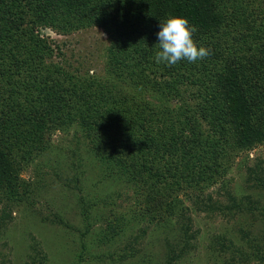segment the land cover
<instances>
[{"label":"trees","instance_id":"obj_1","mask_svg":"<svg viewBox=\"0 0 264 264\" xmlns=\"http://www.w3.org/2000/svg\"><path fill=\"white\" fill-rule=\"evenodd\" d=\"M116 3H120V0H0V77L4 73L13 76L14 70L9 62L11 56L22 65L28 63L25 74H20L22 79L15 83L16 87L12 88L10 95L0 98V208L5 205V210L11 209L10 213L23 208L25 217L26 212L34 216L26 218L29 222L74 229L66 213L69 212V201L45 195L43 183H31L21 177L41 155L43 158L50 154L54 157L53 150L59 148L60 151L63 148L49 136L48 127L51 125L59 133L66 134L72 123V126H76L75 131L80 134L79 137L73 136V141L81 145L82 149L89 148L84 151L88 155L82 153L78 162L86 164L87 156H91L94 174L97 173V179L90 187L98 191L95 194L86 192V196L81 195L77 200L82 205L80 213L82 211L85 231L78 229L83 235L90 232L98 262H122L133 256V248L130 252H122L124 254L110 252L108 249L123 240L128 227L135 220L142 222L146 218L162 229L171 228L175 242L169 241L167 237L162 261L165 260L166 264H179L191 255V248L194 247L189 242L192 239V226H181L185 212L180 194L190 193L194 196L198 192L201 197L206 187L220 185L225 189L227 182L223 181V177L237 161V156L232 159L229 152L237 149L238 152H245L248 157V152L264 143V99L255 95L253 99L251 95H246L242 84L244 75L236 70L240 60L223 64V60L214 51L216 40L224 42L222 46L219 45L224 50L230 49L227 43L238 45L243 42L245 31L251 25L257 28L255 35L264 36V0H139L142 10L138 5L130 10L125 8L121 13L111 11V6ZM146 8L160 21L166 20L169 15L186 17L190 25L197 28L193 39L198 46L210 50L212 48L209 56L213 57L207 56L194 63L181 60L173 66H165L163 70L153 59L150 62L147 58L149 49L144 46L151 32ZM42 23L66 35L90 28L108 34L109 41L100 43L103 44V51L107 49L104 66L106 74L103 76V84L96 82L97 91L90 89L89 94L96 103L91 105L92 101L88 100L85 113L79 106L83 96H75L74 91L69 95L64 92V68L53 70L51 47L43 40H36L34 26H41ZM137 43L141 48L136 47ZM260 49H264V40L256 44L255 52ZM215 60L221 63L224 71L226 67L220 83H216L214 76ZM258 63L250 68L257 67L260 76L264 77V60ZM120 73L129 75L137 83L134 100L128 91L112 94L109 89L115 84L116 90H120L116 83ZM166 75L169 77L165 81L167 86L157 92L163 95L161 99L164 98L163 103L168 104L167 110L169 104H174L177 111L171 114L164 111L160 117L148 115L141 109L154 103L153 99L140 102L143 94L152 91L148 86L150 81ZM121 83H126L124 78ZM216 85H225L226 94L223 91V99L227 97L226 108H222L217 101L218 96L214 92L219 88ZM47 92H52L57 98L55 107L50 108ZM39 94H43L41 104L36 100ZM134 102L135 106L138 103L139 110L134 106L127 112L128 106ZM107 103L119 110L118 114L112 111L118 115L116 120H107L105 116L108 111L102 112ZM189 130L195 134L192 135ZM180 135L186 137L188 143L183 145L179 142ZM210 155L216 156L212 160L208 158ZM152 157L153 160L149 161ZM132 169H136L137 173L138 170L145 172L143 175L149 180L170 186V190L178 194L164 201L161 196L152 194L144 187L147 193L144 194L146 204L141 212L132 215L130 219L115 216L113 221L105 217L98 207L106 200L99 192L107 195L116 188L130 187L139 194ZM198 172L203 173L200 175ZM248 173L253 181V189H264V167L256 165L249 168ZM83 174V170L77 173L75 181L86 186ZM40 188L43 193H39ZM43 197L49 204L42 209L39 200ZM246 198L248 201L243 204L241 200L238 203L237 199L230 196L231 206L224 207L204 205L203 200L197 199L194 206L211 215L227 214L232 207L254 211L250 198ZM5 217L8 214L1 216L0 233L3 231L1 229L7 227ZM174 217L182 218L176 221ZM242 232L248 242L244 246L236 244L234 252L230 250L232 244H227L224 252L231 254L234 264H253V260L263 264V238H257L256 233L249 229ZM183 237L186 238L184 244L181 242ZM39 243H32L29 252L22 246V264H49L48 255L44 251L47 250L46 245L43 241ZM228 243L231 241L228 240Z\"/></svg>","mask_w":264,"mask_h":264},{"label":"rangeland","instance_id":"obj_2","mask_svg":"<svg viewBox=\"0 0 264 264\" xmlns=\"http://www.w3.org/2000/svg\"><path fill=\"white\" fill-rule=\"evenodd\" d=\"M130 1L131 3L128 4L127 0H120V3L111 6V11L121 13L125 8L130 10L139 5V0ZM140 1L142 2L143 0ZM139 8L142 10L143 6L139 5ZM152 10H154V8ZM146 11L150 18L149 27L151 32H149L148 40L144 43V46L149 49L147 55L148 60L150 61L153 59V62L157 63L155 54L159 50L156 44L158 43L157 32L160 30V20L158 19L159 17H155L150 13L148 8H146ZM168 17H166V19ZM162 21H164V19H162L161 22ZM262 22L264 23L263 20ZM255 30H257L256 26L251 25L248 30L245 31V40L238 45L227 43V46L230 48L228 50L221 49L220 46H222L224 42L216 40V42H214L216 43L214 51L215 53L217 52V55L223 60V64L231 63V60L235 62L240 60L241 62L236 64V70L244 75L242 84L246 91V95H251L253 99L254 95L260 99H264V77L260 76V71L257 67L250 68L254 63L258 65V62L264 60V49L255 52L256 44L263 41L264 36L260 37V34L255 35ZM34 34L37 41H45L53 50V55L51 57L54 63L53 70H60V68L62 70L64 68V73L62 72L66 84L64 92L69 95V93L73 94L74 91L75 96L78 94L83 96V102H81L79 106L85 113V104L88 100L92 101L91 105L96 103L94 97L89 94L90 89L97 91L98 85L96 82L102 83L103 76L106 74L104 73V66L107 59V49L103 51V44L100 45V43L105 40L109 41L108 34L99 29L90 28L66 35L55 31L51 26H46L43 23L41 26H34ZM143 40L145 41L146 38ZM136 47L141 48V45L137 43ZM9 62L14 70V74L10 76L4 73L5 75L0 77V98L10 95L13 90L12 88L14 86L16 87L15 83L22 79L20 74H25L27 70L26 67L28 63L22 65L17 62L13 56L9 58ZM157 64L161 66V70H163L165 66H168L165 63ZM213 69L216 83H220L221 75H225L226 67L224 71L221 63L215 60ZM123 78L126 81L124 85L121 83ZM167 79H169L168 75L163 78L160 77L156 81L152 80L149 82L148 86L152 91H145L143 94L144 98L142 97L140 102L153 99L152 103L154 104L152 106H144L141 111H144L148 115H155L158 117L162 116L164 111L169 114H171V112L173 113V111H177V106H174V104H169V109L167 110L166 106L168 104L163 103L164 98L161 99L163 95L160 93V95L158 94L161 88L167 86L165 82ZM116 83L120 90L117 91L114 84V87L110 86L109 88L112 94L128 91L133 97L132 100H134L137 83L133 78L129 75L120 73V76L116 78ZM217 87L219 89L214 92L218 96L217 101L222 108H226L227 97L223 99V91L226 94V90H224L225 85ZM252 87L255 89L253 90ZM256 89L257 92L255 93ZM29 95H31V93H29ZM42 95L43 94H39L36 98L37 102L40 104ZM46 97L50 104V108L57 105L58 100L52 92H47ZM108 102L113 103V101L110 100H108ZM134 106L135 102L128 106L127 112H130ZM135 108L139 110L138 103ZM86 111L88 113L90 112L89 109ZM107 111V116H105L107 120H116L118 118L117 114L119 110L108 103L105 105L102 112L105 113ZM112 111H115L117 114ZM170 116L172 117V115ZM70 124L69 132L66 134L62 132L59 133V131L53 129L51 125L48 127L47 131L50 130V133L47 132L49 136L51 135L56 141V144H60L63 148H60V151L59 148L54 149V157L50 154L51 156L48 155L50 158L48 156L43 158L41 155L37 161L35 160L34 163L29 166L27 172L21 177L31 183L39 182L41 185L43 183L46 189L45 195H54L59 200L66 199V202L69 201V204H67L69 212L66 213L70 216L74 229L72 227H48L47 225L29 222L26 218L31 219V217H34L31 216L30 212H26L25 217V215H23V208L10 213L11 209L7 208V210H5L6 207L3 205L0 208V221L2 214H8V217H5L7 227L1 229L3 231L0 233V262H4V264H22L20 261V255L23 254L22 246H25L26 251L29 252V247L32 243L43 241L47 250L40 247L47 253L49 264H166L165 260L162 261L165 253L164 246H166L167 237L170 238L169 241L175 242V240H173L172 230L171 228L162 229L155 223L146 220V218H144L142 222H137V220H135L131 226L128 227V231L123 240L115 247L108 249V251L114 253H122L124 251L126 253L130 252L132 250L131 248H133L135 250L133 256H129L122 262H114L112 260L98 262L95 258V254L97 253L96 249L93 248V238L90 232L84 235L81 234V232L85 231V226L81 216L82 211L80 213L82 205L80 206L78 204L79 201L77 197L79 198L81 195L86 196V192L95 194V191H98L97 188L90 187V184L97 179V173L94 174L95 167L92 166L93 158L91 156H87L86 164L83 161L78 162L82 153L88 155V152L84 151L89 148L82 149L81 145L78 146L76 142L73 141V136L79 137L80 134L75 131L76 126H72V123ZM189 131L192 135L195 134L191 130ZM186 132L189 133L188 131ZM178 141L183 145L188 143L187 138L181 135ZM228 155L232 159L237 156V163L235 162L236 166L234 165V168L231 167V169L225 173V177H223V181L227 182L225 189L220 185L206 187L204 189L205 194L201 197L198 192H196L194 196L190 193L180 194V198L184 201L182 206L185 212L183 216L185 220L181 226L184 228L186 226H192V229H190L192 239L191 241L189 239V242L194 247L191 248V255L186 257L179 264H234L233 261H231V254L228 251H224L227 249V244H232L230 250L234 252L236 250V244L244 246L246 242H248V239L243 237L244 232H242V230L244 229H249L251 232H254V234L256 233V237L263 238L262 243H264V189L254 190L252 187L253 181H251L250 174L248 173V169L256 165L258 166L260 164L264 167V143L248 152V157L245 152H238L237 149H232ZM215 156L211 157L210 155L208 158H212L213 160ZM152 160L153 157L149 158V161ZM73 161L76 162L74 166L72 165ZM210 162L216 165L213 161ZM123 169L125 171L127 170L125 167ZM82 170L84 172L83 177L85 176L86 186L78 182L76 183L75 181V175L77 173L80 174ZM132 172L136 175L135 181L139 194L130 187H125L124 189L116 188L110 194H107L110 197L99 192V195L106 200L104 204L100 203L98 207L102 209V213L105 217L113 221L115 216L130 219L132 215H138L139 211L141 212L146 204L144 195L147 194L146 190H149L154 195L161 196L164 201H169V197L173 199V197L178 194L170 190V186L161 185L157 181L149 180L146 175H143L145 172H140L138 170L137 173L136 169H132ZM132 172L131 174H133ZM198 173L201 175L203 172ZM208 173L210 172H206V174ZM52 176L57 178L53 179ZM153 191H156V193ZM39 193H43L41 188L39 189ZM230 196H233L235 200L237 199L238 203L241 200L243 204L247 203L248 199L246 197H249L250 205H252L254 211L236 210V208L232 207L230 211H227V214L216 213L215 215H211L208 214V212L200 211L194 206V202H197V199L199 201L203 200L204 205H213L214 207L219 205L223 207L226 205L231 206L232 202L229 200ZM39 204L40 206L37 204L36 206L43 209L49 203L48 200L43 197L40 198ZM11 206L12 205L9 207ZM181 218L182 217H174L176 221H181ZM177 235L179 236V234ZM176 238L175 235V239ZM228 240H230L231 243H228ZM185 241L186 238L183 237L181 242L184 244ZM50 244L53 246H49ZM213 248L214 250H212ZM217 257L221 260L219 261ZM252 262L253 264H262L261 261L258 260H253Z\"/></svg>","mask_w":264,"mask_h":264},{"label":"clouds","instance_id":"obj_3","mask_svg":"<svg viewBox=\"0 0 264 264\" xmlns=\"http://www.w3.org/2000/svg\"><path fill=\"white\" fill-rule=\"evenodd\" d=\"M157 32L158 51L155 54L157 63H165L172 66L181 60L196 62L203 60L210 55L211 50L205 46H198L193 39L197 31L194 25L183 16H169L166 20L160 21Z\"/></svg>","mask_w":264,"mask_h":264}]
</instances>
